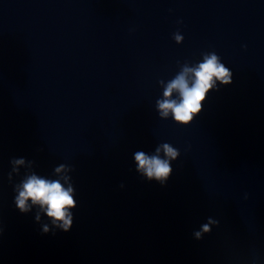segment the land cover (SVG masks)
Instances as JSON below:
<instances>
[{
	"label": "clouds",
	"instance_id": "obj_1",
	"mask_svg": "<svg viewBox=\"0 0 264 264\" xmlns=\"http://www.w3.org/2000/svg\"><path fill=\"white\" fill-rule=\"evenodd\" d=\"M173 38L177 44L183 42L184 37L176 32ZM232 71L222 63L215 51L205 52L196 64L185 62L179 72L170 80H160L163 87L162 97L156 100V110L162 120L171 118L177 125L188 126L202 112L203 104L211 91L219 90L218 86L232 83ZM180 151L172 144L164 142L158 144L152 153L137 150L133 154L135 171L148 182H156L161 187L167 185L172 176V163L180 157ZM11 171L8 173L9 183L14 175L20 174V169L26 171L19 183L14 185V204L21 214H28L36 209L35 221L41 223L42 216L50 223H42L43 234L56 230L67 233L73 226V210L77 207L76 190L73 186L71 172L73 167L60 164L53 170L52 177L41 176L34 169L35 161L25 158H12ZM124 187L123 184L120 185ZM245 199L248 194L245 193ZM219 221L208 217L198 230H194L193 238L202 240L210 234L213 226ZM3 229L0 228V234Z\"/></svg>",
	"mask_w": 264,
	"mask_h": 264
}]
</instances>
